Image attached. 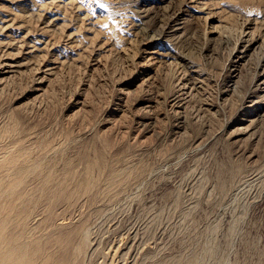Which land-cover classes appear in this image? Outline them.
<instances>
[{
	"label": "rangeland",
	"instance_id": "rangeland-1",
	"mask_svg": "<svg viewBox=\"0 0 264 264\" xmlns=\"http://www.w3.org/2000/svg\"><path fill=\"white\" fill-rule=\"evenodd\" d=\"M58 1L64 26L52 33L54 51L33 60L56 52L61 65L43 83L25 69L0 84V152L12 153L4 163L33 167L14 194L28 188V204L54 213L83 195L96 244L82 264L100 262L111 242L126 264H264V108L237 123L264 67V0ZM11 5L34 33L52 8ZM247 28L256 46L232 62ZM161 32L154 47L167 55L149 61L143 43ZM179 63L200 79L190 92L178 89ZM112 173L123 182L107 193Z\"/></svg>",
	"mask_w": 264,
	"mask_h": 264
},
{
	"label": "bare ground",
	"instance_id": "bare-ground-1",
	"mask_svg": "<svg viewBox=\"0 0 264 264\" xmlns=\"http://www.w3.org/2000/svg\"><path fill=\"white\" fill-rule=\"evenodd\" d=\"M14 1L18 2V1H27V0H0V75L4 76V77L0 78V84H1V81L3 79L10 78V77L14 76L16 73H20V72L25 71V69H29V73L32 74L31 76H33L35 78V80H37L36 82L38 84L43 83L44 80L47 79L46 78L47 75L53 74L55 68L58 65H61L62 61H58L57 60L58 58L56 59V57L58 56L56 54V52L54 55L52 54L53 56H56L54 58V61H52L53 60L52 59L51 61L45 63L47 60H45V61L42 60V61L38 62V61H35L33 59L36 58L38 56V54H40L41 52H46V53L49 52L53 48V46H55V41L52 39V33H53L54 29H58V27L60 28V27L64 26V25L60 24V21L62 22V17H60V16H62V15H60L58 13L61 6L59 5L58 0H49V3L52 5V8L49 11L48 10L43 11V14L46 13L47 15L42 16V14H40L42 19L44 18V24L41 25V27L39 29H37L36 33H34V31L31 29L30 25L28 24V20H26V18H25L27 15L24 16L21 14H17L13 10L11 3ZM184 1H186L188 4L193 2V0H184ZM68 3L70 4L71 1H69ZM42 5L43 4H41V6ZM63 7H65V6H62V8ZM48 9H50V6ZM44 10H45V8H44ZM146 13H147V10H146ZM146 13H145V15H146ZM169 23H170V21H169ZM248 29L249 28L244 30L242 32L241 37H240V44L239 45L242 47V49L239 50L236 48L237 46H235L233 51H231V55L233 57L232 62L236 63L238 60H242L243 54H245V51H248V50L252 49L254 46H256L255 45L256 39L253 38L252 32ZM34 30H36V29H34ZM211 32H213V30ZM16 33H18L20 35H15ZM163 35H164V33L161 32L158 36L151 37V39L149 38L150 39L149 42L143 43L144 47L148 46V45L152 46L150 48L148 47L147 49L143 48V50L146 52L145 54H146L147 60L153 61V62H159V61H161V59L162 60L165 59L167 54L164 52L163 53L158 52V50H156L154 47L155 43L158 42L160 40V37ZM71 36L72 35L69 32V35H67L66 43L71 44L74 42L72 40ZM56 42H57V40H56ZM52 50L54 51V49H52ZM183 64L179 65V72H178V76H177V86H178V89H180L179 91L184 92L185 90H188L190 92L191 90H194L197 86H199L201 82H200V79L197 78L196 71L193 70L192 66L187 67L186 65H183ZM177 71H178V69H177ZM172 78L174 79V77H172ZM235 78H236V75L233 76L234 80H235ZM252 87H253V89L249 88L244 93V96L242 98V103L240 106L241 117H239L237 119V123H239L240 125H244L247 121H250V119L252 117L254 118V116L259 115V113L264 108V67L262 68V70L258 74V77L255 80V83H254V85H252ZM1 89H0V92L2 91ZM181 100L182 99H178V96H173L171 98L173 106L178 105L179 107H181V103L183 102V100L182 101ZM30 134H32V133H30ZM30 134L27 133V135H30ZM21 138H22V135H21ZM29 138H31V137H29ZM24 141H26V140H24ZM34 141H36V139ZM25 144H26V142H25ZM0 146H3V145L0 144ZM31 148H32V145H31L30 149ZM56 148H57V146H56ZM56 148H54V150ZM27 149H29V147ZM32 149H34V148H32ZM58 149H60V148H58ZM16 150H14V151H16ZM11 151H13V149H11ZM21 151L22 152L25 151V148H24V150L22 149ZM51 151H53V148L49 149L50 153H51ZM7 152H9V151H7ZM7 152H5V151L0 152L1 153L0 154V196L3 193H5V194L8 193V195L6 196L7 198H5V201L3 200L2 203H0V264H82L84 262V260L88 257V255L93 252V249H94L95 244H96L95 240H90V238H89L90 237L89 231H91L90 227L92 226L91 222H93V221L92 220L90 222L82 221V216L84 214L83 206H84V202H85V198L82 197L83 195L82 196H80V195L74 196V197H76L75 201H74L75 206H72L73 209L71 211L66 210L67 209L66 207H68V206H63V207L61 206V210L57 211V213H54L51 211L49 206H43V205L42 206H33L31 204H28V202H26L27 198L26 199L24 198L25 193H26L25 191H27L28 188H24V187H23V189L21 188L20 191L15 193L17 195H15L14 192H15L16 187L19 188V186H21L23 178L26 177V175L31 172V168H33V167L31 164H28V162H30L31 160L28 162H25L28 165L20 164L21 165L20 166L18 164L19 167H17V168L12 167L13 164L11 166H9L8 163H4V160L7 159L11 153L10 152L8 155ZM52 153H55V152L53 151ZM18 154H20V153H18ZM23 154H21V155L23 156ZM30 155L32 156V153ZM35 155H36V153H35ZM19 156L20 155H18L17 157H19ZM46 156L48 157L47 154H46ZM43 159H44V157H43ZM14 160L15 159H13L12 161H14ZM56 160H57V157H56ZM5 161H7V160H5ZM24 161H26V160H24ZM50 161H52V160H50ZM33 162H35V161H33ZM33 162H32V164H33ZM39 162H40V159H39ZM37 163H38V161H37ZM15 164H17V163H15ZM129 164H131V162ZM35 165H37V164H35ZM31 174H32V172H31ZM38 175H39V173H38ZM42 175H43V173H42ZM42 175H40V176H42ZM117 176H119V173H118V175L112 173L111 177H109V181L106 178L107 180L106 181L104 180V184H103V187L105 186V188L104 189L102 188V189L104 191H106L107 193L114 191V190H117L121 186V183L123 182V178L118 179ZM106 177H107V175H106ZM34 180H36V179H34ZM41 182L43 183V181H41ZM30 184H32V183H30ZM89 188H90V182L86 181L81 186L80 190L82 191V193H86L85 191H87ZM71 195H69V197H71ZM103 199H105V197H103ZM72 202H73V200H72ZM109 208L110 207L106 205L103 209H105L107 211V210H109ZM101 216H104V215L101 214L100 217ZM96 217H99V216H96ZM90 219H92V217ZM94 219H95V217H94ZM40 226H41V229L39 230ZM62 230H64V231H62ZM140 240H141V238H140ZM40 241L43 242L42 245L39 243ZM120 245L117 244V242H113V243L111 242V244L108 246L106 251L103 252V255L101 257L102 260L100 262H98L97 264H114L112 262L114 259L116 260L115 264H126V263H123L124 261L122 259V256L125 252H124V249L121 248ZM74 258H82V259H74ZM74 260H78V262L75 263Z\"/></svg>",
	"mask_w": 264,
	"mask_h": 264
}]
</instances>
